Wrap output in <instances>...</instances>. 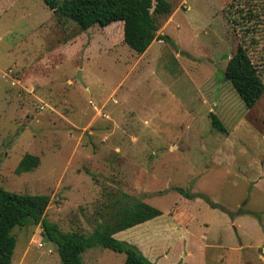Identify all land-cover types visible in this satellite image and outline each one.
I'll list each match as a JSON object with an SVG mask.
<instances>
[{"label": "rangeland", "instance_id": "rangeland-1", "mask_svg": "<svg viewBox=\"0 0 264 264\" xmlns=\"http://www.w3.org/2000/svg\"><path fill=\"white\" fill-rule=\"evenodd\" d=\"M168 1L171 40L139 54L122 21L80 31L44 0H0V185L50 195L45 218L84 234L121 192L158 207L118 237L156 264H264V94L247 108L225 77L239 43L264 71V0ZM25 154L40 163L17 172ZM13 232L12 264H63L40 224Z\"/></svg>", "mask_w": 264, "mask_h": 264}, {"label": "trees", "instance_id": "trees-1", "mask_svg": "<svg viewBox=\"0 0 264 264\" xmlns=\"http://www.w3.org/2000/svg\"><path fill=\"white\" fill-rule=\"evenodd\" d=\"M58 17L76 23L80 31L94 25L106 27L123 22L124 42L135 52L144 53L155 39L170 41L168 35H158L157 18L172 13L168 0H44ZM233 4V3H232ZM225 77L231 82L247 108H252L264 94V71L252 61L246 46L239 43L225 67ZM212 125L225 132L217 115L211 113ZM40 163V157L25 154L17 172H29ZM178 191L188 198L193 195L182 188ZM51 201L48 194L18 193L0 185V264H12L16 236L13 230L28 224H40L42 234L54 242L63 264H84L82 254L89 248L103 246L124 253V264H156L133 243L119 239L116 233L152 220L163 211L143 200L121 192L113 200L108 218L90 234L64 231L45 218Z\"/></svg>", "mask_w": 264, "mask_h": 264}, {"label": "crops", "instance_id": "crops-1", "mask_svg": "<svg viewBox=\"0 0 264 264\" xmlns=\"http://www.w3.org/2000/svg\"><path fill=\"white\" fill-rule=\"evenodd\" d=\"M129 229H130V228H129ZM129 229H127V230H129ZM122 232H124V230H123V231H120V232H118V233H116L115 236H116V237H120L121 235H123ZM126 236L128 237V235H126ZM119 239H121V238H119ZM122 240H123V239H122ZM134 244H136V242H134ZM136 246H137V245H136ZM139 249H140V248H139ZM140 250H141V249H140ZM149 259H150V258H149ZM151 259H152V258H151ZM151 259H150V260H151ZM152 261H153V260H152ZM153 262H154V261H153ZM155 263H156V262H155Z\"/></svg>", "mask_w": 264, "mask_h": 264}]
</instances>
